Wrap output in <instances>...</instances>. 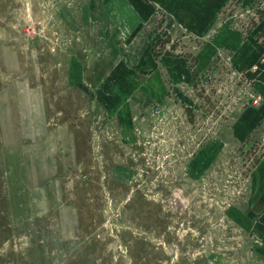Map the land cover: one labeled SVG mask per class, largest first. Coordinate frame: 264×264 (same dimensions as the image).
Wrapping results in <instances>:
<instances>
[{
    "label": "rangeland",
    "instance_id": "rangeland-1",
    "mask_svg": "<svg viewBox=\"0 0 264 264\" xmlns=\"http://www.w3.org/2000/svg\"><path fill=\"white\" fill-rule=\"evenodd\" d=\"M163 8L0 0V264H264V0Z\"/></svg>",
    "mask_w": 264,
    "mask_h": 264
},
{
    "label": "crops",
    "instance_id": "crops-1",
    "mask_svg": "<svg viewBox=\"0 0 264 264\" xmlns=\"http://www.w3.org/2000/svg\"><path fill=\"white\" fill-rule=\"evenodd\" d=\"M143 5L149 7L150 14L158 11L159 1L162 2L166 12L170 15L171 21L181 26L193 29L198 35H215L216 40L213 46H235L242 42L241 32L230 26L218 29L220 7L228 0H142ZM161 5V4H160ZM163 8V9H164ZM169 20V19H168ZM213 29L215 31L213 32ZM160 83L159 79L153 78V83ZM164 83V81H163Z\"/></svg>",
    "mask_w": 264,
    "mask_h": 264
}]
</instances>
